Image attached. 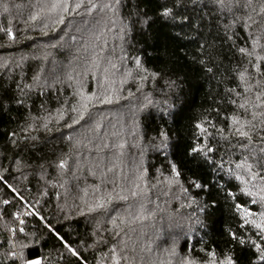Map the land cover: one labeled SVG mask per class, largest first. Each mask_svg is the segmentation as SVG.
<instances>
[{
  "label": "trees",
  "instance_id": "16d2710c",
  "mask_svg": "<svg viewBox=\"0 0 264 264\" xmlns=\"http://www.w3.org/2000/svg\"><path fill=\"white\" fill-rule=\"evenodd\" d=\"M35 2L0 0V253L10 243L4 225L13 224L11 214L17 211L39 214L21 217L24 233L16 239L29 245L24 256L47 257L51 264H111L113 247L123 248L131 264H180L185 255L203 257L201 248L226 250L227 230H238L231 199L220 192L216 204L202 211L192 201L208 197L187 179L225 185L248 200L227 172L247 154L244 142L212 141L214 159L225 161L223 170L194 161L187 152L195 124L210 109L219 108L221 115L212 111L211 117L217 127H226L224 116L234 112L227 89L242 91L235 70L246 63L237 48L251 46L248 37L255 28L235 22L240 11L221 13L208 0H119L118 5L95 0L101 6L112 3L115 10L89 14L81 8L69 12L63 24L45 21V29L44 22L29 19ZM164 6L173 9L174 18L161 15ZM5 27L15 33L14 41L2 31ZM137 59L146 71L137 67ZM93 60L98 68L92 67ZM81 90L88 95L106 91L111 103H94L85 119L69 128ZM45 122L51 131L43 128ZM31 123L40 129L32 132L38 139L27 143L16 137L15 146L11 133ZM259 146L256 140L253 147ZM59 157L68 161L63 174L55 166ZM170 162L182 171L188 193L169 183ZM40 165L45 167L43 178ZM142 174L143 180L138 179ZM133 207L154 214L153 234L135 221L138 215L129 213ZM236 255L240 264L255 259L239 247Z\"/></svg>",
  "mask_w": 264,
  "mask_h": 264
},
{
  "label": "snow or ice",
  "instance_id": "6c2138e0",
  "mask_svg": "<svg viewBox=\"0 0 264 264\" xmlns=\"http://www.w3.org/2000/svg\"><path fill=\"white\" fill-rule=\"evenodd\" d=\"M208 3L214 5L215 10L221 13L225 11L229 13L240 11L242 15L235 22L242 24L243 27L249 30L255 28V32L250 31L249 33L250 47L237 48L239 55L246 60V63L240 64L235 70L236 78L239 81L237 88L242 89V91H237V89L233 88L227 89V92L231 94L226 98L227 103L233 105L234 112L231 115L224 116V120L228 122L226 127H217L211 117L212 111L216 112L217 117L221 115L219 108L210 109L209 116L195 124L194 141L189 145L187 155L194 161H203L211 164L217 170H223L225 161L223 158L219 162L214 159L217 147L213 145L212 141L218 138L219 140L230 142L232 138H236L238 142H244L242 146L247 154L243 156L239 163L235 164L234 168L229 167L227 172L229 177L239 181V194L249 199L241 200L237 192L229 191L225 185L217 183L211 186L197 177L190 176L187 179L188 185L199 189L208 197L204 201L193 200L192 202L196 203L203 211L205 208L214 206L216 204L214 197L223 192L224 198L232 201V207L238 217V230L232 228L227 230L228 245L230 246L226 250L218 252L216 249L206 250L201 248L200 251L204 253L203 257L196 258L191 255H185L181 259L180 264H240V260L236 255L237 247L241 250H247L255 257V259L250 257L249 264H264V0H208ZM118 4L119 0H115V5ZM115 5L105 3L101 6L95 0H36L31 5L35 11L30 13L29 19L32 22L37 20L44 22V28L47 29L49 23L45 21L53 24H63L65 16L69 12H77L84 8L91 14L92 11L97 9L101 11L103 9L115 10ZM3 11H9L7 4L3 5ZM161 15L165 18H174L173 9L164 6ZM226 28H231V25H227ZM2 31L10 40L14 41L16 39V35L10 27H5ZM200 47L203 54L205 45L202 44ZM211 47L210 45L209 48ZM208 56L213 59L211 52L208 53ZM199 63L204 65L207 72L213 71L209 62L204 59H201ZM136 65L142 71H146V69L142 68L138 59L136 60ZM92 67H99L95 60L92 62ZM112 67L115 68V64ZM107 71L108 69H105V72ZM128 75H131V73L129 72ZM151 75L155 78L157 73H152ZM141 79H144V77H141ZM26 87L32 88L31 85ZM21 91L23 90L21 89ZM77 94L80 97L79 108L74 107L72 109L73 112L77 113V116L72 118V123L66 125L69 128L84 120L85 114L89 113L90 106L94 103H111V97L107 95L106 91L101 95H88L81 90ZM17 102L24 103L23 101ZM42 126L44 129L51 131L48 122H45ZM39 130V127L34 123L21 126L19 133L16 131L11 133V137L14 138L12 143L18 146L16 137H20L27 143L34 142L38 137L32 135V132H38ZM161 135L167 139L164 133H161ZM68 140L71 141L72 137L69 136ZM256 140L260 141L259 147H253ZM227 163L232 164L231 156H229ZM55 166L63 174L68 167V161L64 157H59L55 162ZM40 168L42 172L41 178H43L45 167L40 165ZM170 172L169 183L180 184L182 190L188 193L189 188H185L181 183L183 173L177 163L170 162ZM143 178V174L138 177L141 180ZM3 179V177H0V180ZM227 183L228 181L225 182V184ZM9 187L11 188V185ZM136 187L139 188V185ZM15 191L16 189L12 188V192ZM199 194L198 192L196 195ZM132 195L136 196L137 193L132 192ZM120 198L127 199V197ZM20 199L22 200L23 198L21 197ZM3 203L8 205L10 201L5 199ZM249 204L252 207H249ZM103 206V204L99 205L101 208ZM21 207H24V205L22 204ZM140 207L143 209L144 206L141 204ZM29 215L38 216L39 214L33 211H17L11 214L13 224L6 223L4 225V228L10 234V243L9 247L0 253V264H4L5 261H9L10 264H17V262L19 264H51L47 257L26 258L23 250L29 245L16 239L17 233H24L22 225L25 224V220L21 217ZM0 219H3V217L0 216ZM40 219L43 220L44 218L40 217ZM197 222H199V218H197ZM46 227H49V231H53L49 225H46ZM57 237L63 243V247L73 257L79 258V253L75 249L64 243L63 238L59 237L58 234ZM123 252V248L119 251L115 247L111 248V264H122L124 261L131 264L130 258L127 255H123ZM171 254H176L175 249L172 250Z\"/></svg>",
  "mask_w": 264,
  "mask_h": 264
},
{
  "label": "rangeland",
  "instance_id": "374dc122",
  "mask_svg": "<svg viewBox=\"0 0 264 264\" xmlns=\"http://www.w3.org/2000/svg\"><path fill=\"white\" fill-rule=\"evenodd\" d=\"M10 7V6H9ZM101 22V21H100ZM133 213L132 215H138V219L134 218L136 222H138V224L141 225L143 231H147V232H151L152 234L154 233V230L156 229L155 224L157 223V221L155 220V216L152 213H147V214H143L141 210L138 209V207H133L132 209H129V213ZM142 232V231H141ZM144 234V232H143ZM146 234V233H145ZM156 236V234H154V237ZM141 240V238H139ZM169 256V255H167ZM171 257V256H170ZM160 264H163L162 262Z\"/></svg>",
  "mask_w": 264,
  "mask_h": 264
}]
</instances>
